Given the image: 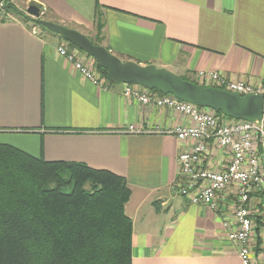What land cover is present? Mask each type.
<instances>
[{"label":"crops","instance_id":"0c3cea01","mask_svg":"<svg viewBox=\"0 0 264 264\" xmlns=\"http://www.w3.org/2000/svg\"><path fill=\"white\" fill-rule=\"evenodd\" d=\"M11 1L24 9L30 0ZM34 1L49 19L86 36L95 33L98 3L100 44L122 61L153 64L195 82L197 71L214 70L264 86V0ZM62 43L16 16L0 20V143L125 177L131 264H241L226 237L234 195L219 192L211 208L176 192L177 156L188 145L168 130L188 118L124 96L123 84L105 79L97 86L58 53ZM251 196L252 251L260 264L264 190Z\"/></svg>","mask_w":264,"mask_h":264},{"label":"trees","instance_id":"16d2710c","mask_svg":"<svg viewBox=\"0 0 264 264\" xmlns=\"http://www.w3.org/2000/svg\"><path fill=\"white\" fill-rule=\"evenodd\" d=\"M3 9L49 32L11 0ZM99 11L96 3V38H89L96 44ZM129 195L125 177L110 170L48 161L0 143V264H131L132 221L123 209Z\"/></svg>","mask_w":264,"mask_h":264},{"label":"built area","instance_id":"2783aa9c","mask_svg":"<svg viewBox=\"0 0 264 264\" xmlns=\"http://www.w3.org/2000/svg\"><path fill=\"white\" fill-rule=\"evenodd\" d=\"M8 17L10 15L4 11L2 2L0 20ZM57 51L86 79L97 86L104 85L106 78L93 68L91 61L81 56L79 50L69 49L64 41L57 47ZM195 75L197 82L203 85L225 88L239 94L258 93L264 96L262 84L230 80L214 70H199ZM123 85L124 96L135 98L141 104L167 107L188 118L187 125L168 130L188 145L177 156L182 180L176 192L193 204L216 208L217 194L229 190L235 197L232 210L234 225L227 231L226 237L236 247L241 264H259L252 251L257 224L251 195L264 190V112L258 120L234 119L138 84ZM128 130L138 131L131 125ZM217 154L220 159H217ZM223 156L224 162L221 158ZM223 225L228 227L229 222L225 220ZM260 256V264H264V236Z\"/></svg>","mask_w":264,"mask_h":264},{"label":"water","instance_id":"95a60500","mask_svg":"<svg viewBox=\"0 0 264 264\" xmlns=\"http://www.w3.org/2000/svg\"><path fill=\"white\" fill-rule=\"evenodd\" d=\"M4 0H0L2 3ZM44 6L30 0L24 14L34 18L49 32L91 56L99 67L106 71L113 84L134 83L147 89H156L163 94L187 101L200 107H207L234 119L258 120L264 112V96L258 93L239 94L225 88L203 85L185 79L163 67L153 64H139L135 61H122L101 44L93 43L85 34L76 29L41 19Z\"/></svg>","mask_w":264,"mask_h":264},{"label":"rangeland","instance_id":"374dc122","mask_svg":"<svg viewBox=\"0 0 264 264\" xmlns=\"http://www.w3.org/2000/svg\"><path fill=\"white\" fill-rule=\"evenodd\" d=\"M14 3V2H13ZM15 4V3H14ZM19 7V9L20 10H24V9H22V8H20V6H18ZM49 17H51L49 14L47 15V13L46 12H44L42 15H41V19H43V20H50V21H53V22H55L54 20H51V19H49ZM29 24H31V25H33V26H35V28H36V30L37 31H39L40 30V27L38 26V25H36V24H34V22H32V21H30V22H28ZM61 25H64V26H66L65 24H63V23H61ZM66 27H69V26H66ZM45 33H48V34H50V35H52L54 38H58V39H60V40H62V38L59 36V35H57V34H55V33H52V32H46V31H44ZM86 35H88V34H86ZM88 38L89 37H91V39H95L96 38V29H95V33L94 34H90V36H87ZM63 42H64V40H63ZM68 46V45H67ZM69 47V46H68ZM75 49H77V50H79L78 48H75ZM80 51V50H79ZM81 53V56H84L85 57V59L86 60H89V61H91V65L93 66V68L94 69H96L97 71H99L98 69H97V67H96V65H95V63L93 62V58L90 56H87L83 51H80ZM101 74V73H100ZM102 75V74H101ZM103 76V75H102Z\"/></svg>","mask_w":264,"mask_h":264},{"label":"flooded vegetation","instance_id":"af4514ba","mask_svg":"<svg viewBox=\"0 0 264 264\" xmlns=\"http://www.w3.org/2000/svg\"><path fill=\"white\" fill-rule=\"evenodd\" d=\"M22 11V13H24V10H21Z\"/></svg>","mask_w":264,"mask_h":264}]
</instances>
